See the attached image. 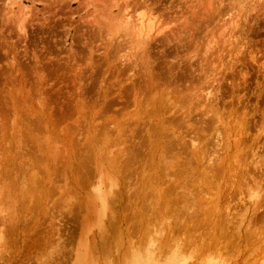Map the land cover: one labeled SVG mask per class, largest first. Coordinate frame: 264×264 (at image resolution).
I'll return each mask as SVG.
<instances>
[{"label":"rangeland","instance_id":"obj_1","mask_svg":"<svg viewBox=\"0 0 264 264\" xmlns=\"http://www.w3.org/2000/svg\"><path fill=\"white\" fill-rule=\"evenodd\" d=\"M0 264H264V0H0Z\"/></svg>","mask_w":264,"mask_h":264},{"label":"bare ground","instance_id":"obj_2","mask_svg":"<svg viewBox=\"0 0 264 264\" xmlns=\"http://www.w3.org/2000/svg\"><path fill=\"white\" fill-rule=\"evenodd\" d=\"M142 24H143V23H142ZM142 24H141V25H142ZM145 208H146V207H145ZM160 235H161V234H160Z\"/></svg>","mask_w":264,"mask_h":264}]
</instances>
